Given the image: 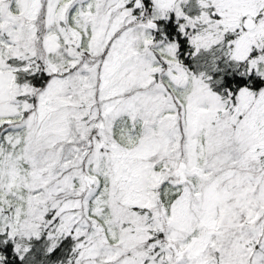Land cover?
Returning a JSON list of instances; mask_svg holds the SVG:
<instances>
[{
    "label": "snow or ice",
    "instance_id": "snow-or-ice-1",
    "mask_svg": "<svg viewBox=\"0 0 264 264\" xmlns=\"http://www.w3.org/2000/svg\"><path fill=\"white\" fill-rule=\"evenodd\" d=\"M0 264H264V0H0Z\"/></svg>",
    "mask_w": 264,
    "mask_h": 264
}]
</instances>
